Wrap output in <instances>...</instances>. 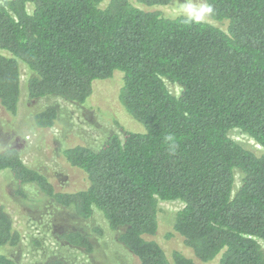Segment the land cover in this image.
<instances>
[{
	"label": "trees",
	"instance_id": "1",
	"mask_svg": "<svg viewBox=\"0 0 264 264\" xmlns=\"http://www.w3.org/2000/svg\"><path fill=\"white\" fill-rule=\"evenodd\" d=\"M0 0V112L18 113L20 65L32 76L30 100L56 96L84 105L96 81L121 72L118 100L143 132L122 128L97 150H62L80 170L84 188L58 190L24 163L16 148L0 151L15 195L36 187L55 204L87 220L101 212L138 264H264V152L229 137L239 129L264 149V0H205L211 19L166 17L155 7L172 0ZM29 8L31 10H29ZM165 81L180 88L172 94ZM48 107L35 127L55 125ZM239 186L236 188V179ZM159 201H180L168 237L188 253L170 255L153 238ZM60 239L91 254L89 235ZM21 234L0 203V264H17L2 249ZM42 264H63L59 258Z\"/></svg>",
	"mask_w": 264,
	"mask_h": 264
},
{
	"label": "rangeland",
	"instance_id": "2",
	"mask_svg": "<svg viewBox=\"0 0 264 264\" xmlns=\"http://www.w3.org/2000/svg\"><path fill=\"white\" fill-rule=\"evenodd\" d=\"M108 2L103 0L102 5ZM132 2L135 3L134 0ZM153 9L166 17L192 16L225 29L224 24L211 19L205 0H172L166 6ZM20 71L22 92L18 113L10 119L0 112V151L16 148L24 163L47 175L58 190L74 191L86 186L84 174L63 159V149L83 145L97 150L109 136H121L122 128L134 132L144 130L119 103L121 72H115L108 80L96 81L87 103L76 105L56 96L30 100L26 87L32 74L24 64L20 65ZM165 83L172 94H179L180 88L176 84ZM48 107L57 109L56 123L51 128L38 129L33 117ZM229 137L253 153L264 152L260 145L239 129L231 130ZM239 183L237 177L236 188ZM15 190L12 176L7 172L1 173L0 203L5 206L14 227L21 234L18 246L2 251L17 264H42L54 258L61 259L63 264H138L118 240L122 230L110 229L100 211L94 209L92 216L84 220L72 209L52 202L34 186L25 188V198L17 197ZM183 206L180 201H159V228L153 238L169 255L175 250L188 253L178 236L168 237L175 215ZM68 231L89 235L93 252L87 254L63 242L60 235ZM261 245L264 250V243L261 242ZM217 261L218 258L209 264H217Z\"/></svg>",
	"mask_w": 264,
	"mask_h": 264
}]
</instances>
